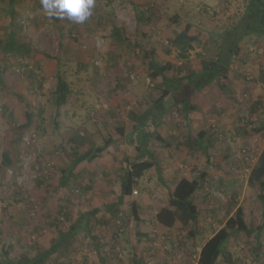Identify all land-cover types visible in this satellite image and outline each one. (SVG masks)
I'll use <instances>...</instances> for the list:
<instances>
[{"label": "rangeland", "instance_id": "obj_1", "mask_svg": "<svg viewBox=\"0 0 264 264\" xmlns=\"http://www.w3.org/2000/svg\"><path fill=\"white\" fill-rule=\"evenodd\" d=\"M184 1L187 3L182 4ZM223 1L233 0H94L91 15L83 23L73 25L71 22L67 27L71 30L78 27L81 33L78 43L67 40L61 46L54 19L43 9L41 0H22V34L34 49L53 58L61 56L67 64L65 70L73 94L61 108L56 124L58 110L54 101L51 102L57 84L55 61L41 55H33L28 60L0 56V68L6 72L4 79L11 90L21 93L25 102L29 101L34 108H41L44 117L37 129L36 142L27 146L23 139L36 129L22 128L25 123L23 103L0 90V251H10L12 258L24 254L33 256L38 247H49L59 237V231L68 232L82 212L97 207L101 212L93 222L90 235L76 234L69 241V256L49 264H101L100 259L105 264H134L133 253L149 255L150 242L155 243L152 246L156 248V254L152 256L160 258L158 264L160 261L163 264H197L199 248L225 225L234 209L244 206L247 224L264 227L260 189L248 183L249 171L264 147V124H254L255 117L264 120L262 42H245L246 52L242 48V54L234 61L236 65L233 63L229 73L232 86L235 81L239 84L235 95L238 102L251 110L246 115L242 111L231 115L236 116V127H224L221 136L213 128L215 123L219 131L223 128L218 126V119L212 117L213 111L205 116L204 129L214 141L207 140L203 147L181 138L183 106L180 105H174L164 118L171 135L168 144L155 139L152 133L157 132V123L147 114L158 107L144 110L159 98L167 87L164 84L167 80L148 78L143 52L138 53V49L125 51L110 37V14L113 13L117 24L126 29L132 41L145 49L157 48V59L161 63L169 61L177 65L178 71L168 74L169 78L180 75L184 78L189 71H198L201 67L197 56L200 46L190 53L187 61L179 59L175 50L168 54L174 32L182 30L186 24L183 20H186L193 25L191 34L199 40L207 38V33L220 31L222 34L240 17L243 4L249 0H235L226 11L221 6ZM137 4L153 16L146 25L138 21ZM7 6L8 0H0V39L3 40L9 32V21L2 17ZM206 6L208 12H204ZM176 11L186 16L178 25L170 22ZM205 55L209 59L212 54L208 51ZM29 68L34 69L39 80L46 78L44 97L36 95L28 82ZM212 90V86L206 90L208 97L200 103H212ZM222 92L219 93L224 95ZM225 102L230 100L226 98ZM97 105L100 109L94 115L92 108ZM164 105L167 107L166 103ZM199 107L203 109L202 105ZM90 111L92 117L87 121L79 120L87 113L90 115ZM140 118L145 119L144 122H139ZM120 128H123V134L118 131ZM258 129H262L261 132ZM140 130L144 132L143 137ZM151 135L153 138L148 142L145 138L149 139ZM109 139L114 144L103 155L73 168L76 158ZM139 145L143 150L147 147L150 152L152 150L158 167L146 172L134 188L137 194L133 193L112 211L104 209V204H119L121 177L125 169L133 165ZM4 154L12 158L9 167L3 163ZM47 166L52 170L49 167L46 174ZM203 173L207 175L204 180ZM43 174L46 175L44 180ZM66 176H69V186H63L62 179ZM160 177L163 181L168 180L167 190L163 189ZM181 178L196 179L201 183V189L194 197L200 210L196 229L178 223L172 229L160 231L157 213L168 206L171 192ZM133 203L139 206L138 222L133 217ZM61 206L67 208L70 218L57 211ZM60 214L61 221L58 222L56 217ZM261 232L262 245L257 243L254 234L241 233L234 237L228 245V257L221 263L264 264V229Z\"/></svg>", "mask_w": 264, "mask_h": 264}, {"label": "trees", "instance_id": "obj_2", "mask_svg": "<svg viewBox=\"0 0 264 264\" xmlns=\"http://www.w3.org/2000/svg\"><path fill=\"white\" fill-rule=\"evenodd\" d=\"M186 1L182 2L184 4ZM187 3V2H186ZM232 3L229 5L231 6ZM243 11L239 14L240 17L231 23L228 27L224 29V32L220 34L217 38L215 36H208L207 38H212V41L215 43L216 50L213 58L207 59L202 53H198L197 56L200 60V69L198 71H189L185 77H168V74L175 73L178 71L177 65L172 62L161 63L157 59V48L151 47L150 49H145L137 41H132L128 36L126 29L119 26L115 19L113 18V13L110 14L111 18V40L117 46H120L125 51H135L143 52V59L145 67L147 68V76L152 81H158L163 79L164 84L167 87L164 88L162 94L157 98L153 104L146 110L148 111L153 106L158 107V110L148 111L147 116L150 117L152 122L157 123V128L159 120L161 123L164 119V114L166 106L165 103L170 105L173 108L175 105L183 106L185 111H189L188 104L191 103L192 98L196 93L203 91L208 86L215 84L216 82H225L229 77L231 66L234 60H236L243 52L242 46L248 44L252 41H260L264 46V0H249L245 1L243 4ZM136 15L138 21L141 24H148L152 20L153 16L148 14L145 8L141 4L135 5ZM209 7L204 8V12H208ZM239 10H242L241 7ZM216 12V11H214ZM22 0H8V6L4 10L2 17L5 20H8V36L6 39H0V56H16L20 60H28L33 55H41L43 58L55 61L56 63V88L55 91L51 94V102L54 101V105L57 108V116L55 121L56 124L59 122V113L62 107H64L69 100V97L73 94L72 85L69 81L68 71L65 70L67 64L62 60L61 56L53 58L47 54H44L31 46L30 41L22 34L24 25L22 24ZM181 13L176 11V14L170 18V22L174 25H178L179 21L182 19ZM186 15V13L184 14ZM54 19V23L57 26V36L61 46L67 42L78 43L79 37L81 35L77 29L74 27L72 30L68 29V25L73 22L66 17L54 16L51 17ZM106 18V17H105ZM64 19L66 21H64ZM186 22L185 27L180 31L174 32V37L171 40V49L167 51L168 54H171V50H175L178 53V58L182 61L188 60L190 53L198 46L201 45V41L198 37L191 34L193 29L192 23L189 21L183 20ZM63 22H65L64 26ZM62 24V25H61ZM101 22H99V25ZM73 25H77L76 22ZM64 26V27H61ZM96 31V30H95ZM145 34H142L145 37ZM204 34V33H203ZM92 36V33L89 37ZM140 42V41H139ZM142 44V43H141ZM246 52V48H244ZM97 68V67H96ZM5 71H1L0 68V90H5V92L13 95V99L24 105V118L25 123L22 128H33L36 129L34 132L38 135V128L41 126L40 120H42L43 114L42 109L34 108L33 105L27 101L25 102L24 96L17 92L12 91L10 86L4 79ZM28 82L31 84L33 91L38 96H43L44 91V82L46 78L39 80L37 78V73L34 69L28 70ZM77 74V73H75ZM79 74V73H78ZM98 106V105H97ZM96 107L92 108V113L95 115L98 113ZM171 108V109H172ZM188 108V109H187ZM38 109V110H37ZM171 111V110H170ZM151 112H154L152 114ZM85 118L79 119L80 121H87L91 115L87 113L84 115ZM163 116V118H162ZM46 119V115H45ZM140 120V121H139ZM139 122H144L145 119L140 118ZM22 130V129H20ZM120 134H123V128L118 129ZM143 137V130H140ZM258 131L261 132L260 129ZM31 133V134H32ZM152 135L160 143H165L158 132H155ZM150 136L149 139L145 138L150 142V139L153 136ZM204 136L201 133L198 138H195V144H201V139ZM24 140V139H23ZM37 140V139H36ZM141 141H143L141 139ZM25 143V142H24ZM114 144L113 140H107L101 146H93L92 150L76 158L73 168L75 169L78 165L83 162H93L103 155V153ZM138 158L133 161V165L129 168H126L124 174L121 177V196L119 197V204H104L103 208L106 210H114L116 207H119L123 204L124 200L128 197H131L133 194L134 188L139 185V181L143 179L146 172L153 169L156 166L155 157L150 152L148 147L146 149H141L140 145L137 147ZM147 157V159H144ZM3 163L6 167L11 166L12 158L8 154L3 155ZM47 166L46 174L48 172ZM52 170V167H51ZM201 175L203 180L207 175ZM50 173H48V176ZM43 174L42 180L45 179ZM69 176L63 177L62 181L65 183L63 186H69L68 181ZM66 179V180H64ZM44 182V181H43ZM63 183V184H64ZM248 183L250 186H258L260 189L259 198L264 203V148L258 157L256 164L252 168ZM201 189V183L196 179L181 178L175 184L174 189L171 192L169 204L167 207L160 209L156 216V221L160 231L172 229L176 224L181 223L183 226H191L192 229H196V225L199 218V210L197 205L194 202V197L196 193ZM57 211L62 212V216L65 218H70L67 216L68 210L66 207H58ZM101 212V208L97 207L88 211L82 212L77 220L71 224V228L68 232L59 231V237L52 242V244L47 248L38 247L36 253L33 256H28L27 254L21 255L19 257L12 258L10 251H0V264H49L51 261L56 263L69 256L70 254V245L69 241L75 237L79 232H85L90 235L92 231L93 222L95 221L96 216ZM133 217L136 222L140 220L139 206L136 203L132 205ZM61 214L58 215V222H60ZM69 215V214H68ZM262 227L256 229L250 228L245 222V213L242 207L236 209L234 216L229 218L222 229H220L216 234L210 238L205 245L202 247L197 264H218L220 260L225 259L228 255V245L231 239L236 237L241 233L252 235L256 232V239L259 240L261 237ZM3 252V253H2ZM3 255H2V254ZM103 260V259H102ZM104 262V261H103ZM105 264V262H104Z\"/></svg>", "mask_w": 264, "mask_h": 264}, {"label": "crops", "instance_id": "obj_3", "mask_svg": "<svg viewBox=\"0 0 264 264\" xmlns=\"http://www.w3.org/2000/svg\"><path fill=\"white\" fill-rule=\"evenodd\" d=\"M231 3H235V0H233V1H223V2H221V6H222V8L223 9H225V11L227 10V9H229V8H231V6H229ZM227 15H229V13L227 14ZM204 34H206L205 32H203ZM216 34H217V36H219V34H220V31L219 32H217V33H214L213 32V34H210V33H207L206 35L207 36H216ZM210 36V37H211ZM220 37V36H219ZM201 45L202 46H200L198 49H199V53H202V55L203 56H205L206 58H207V56L205 55V52H210L212 55L210 56V58H213L214 56V54H215V50H216V46H215V43L212 41V38H205L202 42H201ZM203 47V48H202ZM242 48H244L243 46H242ZM264 48V47H263ZM235 61V60H234ZM234 61H233V63H234ZM233 63H232V66H231V68H233ZM236 64L234 63V66H235ZM232 79L230 78V77H228L227 78V80H225V82H220V83H218V82H216L215 84H212L211 86H212V96H213V101H212V103L210 104V103H208V104H205L204 105V103H200L201 101L200 100H202V99H204L205 98V96L206 97H208L207 96V94L209 93L208 91L206 92V90L207 89H210V87L211 86H208L207 88H205L203 91H201V92H199V93H196L195 94V96L192 98V100H191V103H189L188 104V108H189V111H185L184 109H183V111H182V116H181V119H182V121H183V123H182V126H181V130H182V133H181V130H179V135H180V133H181V138H183V137H185L187 140H190L192 143H195L194 141V139L195 138H198V136L201 134V133H203L204 134V136L202 137V139H201V144H202V146L204 147V144L206 143V141L208 140V142L211 140V141H214V140H212L213 138L211 137V139H210V134H209V132L208 131H206V129H204V124H205V121H204V118H205V116L207 117L208 116V114L209 113H211L212 111H213V113H211V115H212V117H216L218 120V122L219 123H217L218 124V126L219 127H223L222 128V130H220L219 131V129H218V131L219 132H223L225 129H224V127L226 128V129H229L231 126H234V127H236L235 126V118H236V116H231V115H233V114H235V113H238L239 111H242V114H248L249 113V111L251 110V108L248 106V107H246V105L245 104H241V103H239L238 102V100H237V97L235 96L236 94H237V89H236V85H239L238 84V82L237 81H235L234 83H235V86H232ZM223 91V92H222ZM219 92H222L224 95H222L221 93H219ZM196 97H197V99H196ZM226 98H228L229 100H230V102H225V100H226ZM196 101V102H195ZM220 101H224V103H222V102H220ZM229 103V104H228ZM203 106V109L201 108V107H199V106ZM172 107H170V105H168L166 108H165V111L166 112H164V114L162 113V115H164V117H166L167 116V114H169L171 111H172V109H171ZM187 108V109H188ZM170 109H171V111H170ZM170 111V112H169ZM200 111V112H199ZM198 112V113H197ZM197 113V114H196ZM222 115H225L224 117H222ZM259 116V115H258ZM255 117V116H254ZM253 117V118H254ZM162 118H163V116H162ZM201 118H202V120H201ZM260 118V119H259ZM162 123H161V120H159L158 122H159V124H158V128H157V132L159 133V136L161 137V139L165 142V144L167 145L168 143V140H170V138H171V135H170V130H169V128L167 129L166 128V126H165V124H164V121H165V119H162ZM216 121V122H217ZM228 122H232L233 124L232 125H230V124H228ZM254 124H258L259 126L261 125V124H264V120H262L261 121V117H255L254 118ZM201 124V127L199 128L198 126ZM199 128V130H197L199 133H197V131L195 130V129H198L197 127ZM234 127L232 128V130H233V132L235 131V129H234ZM169 130V131H168ZM260 130H262V129H260ZM174 132V131H173ZM197 134V135H196ZM178 135V136H179ZM176 136V135H175ZM211 136H212V134H211ZM158 141V140H157ZM158 142H160V141H158ZM137 144L138 143H136V145L135 146H137ZM198 145V144H197ZM231 143H229L228 142V147H231ZM206 147V146H205ZM264 148V147H263ZM263 150V149H262ZM106 152V151H105ZM104 152V153H105ZM151 152H152V150H151ZM205 153H207V151L205 150L204 151ZM103 153V154H104ZM209 155V154H208ZM138 158V156H135V159H137ZM134 159V160H135ZM144 159H147V158H144ZM155 163H156V166L154 167V168H157L158 166H157V161L155 160ZM204 174V173H203ZM160 179H161V177H160ZM161 181H163V179H161ZM162 185H163V189H165V190H167V187L169 188V186H168V180L167 179H165V181H163L162 182ZM198 207V206H197ZM163 208V207H162ZM161 208V209H162ZM243 208V210H244V213H245V217H246V215H247V211H246V209L244 208V206L242 207ZM237 209V208H236ZM236 209H234V211H233V213L229 216V218H231L233 215H234V213H235V211H236ZM198 210H199V207H198ZM199 213H200V210H199ZM158 214V213H157ZM200 216V215H199ZM199 219V218H198ZM199 221V220H198ZM245 222H246V224H247V220H246V218H245ZM226 224V223H225ZM248 226H249V224H247ZM263 225H261V226H259V227H262ZM224 227V225L222 226V227H220L219 228V230L220 229H222ZM250 228H254V229H256L257 227H254V226H249ZM262 229H264V227H262ZM219 230H217L216 231V233L219 231ZM216 233H214V234H216ZM213 234V235H214ZM212 235V236H213ZM212 236L210 237V238H212ZM253 236H255V238H256V232L254 233V235ZM209 238V239H210ZM208 239V240H209ZM207 240V241H208ZM232 240V239H231ZM257 240V243L258 244H260V245H262V232H261V237L259 238V240L258 239H256ZM206 241V242H207ZM205 242V243H206ZM205 243L199 248V252H198V254L196 255L197 257L199 256V253H200V251H201V249H202V247L205 245ZM153 244H155L154 242H150V246L148 247V250H149V255H146V253H142V254H139V255H136L135 253H133V257H134V259H133V261H134V264H142L141 263V261H140V259L138 258V257H140L141 259H142V261H143V264H158V261L160 260V258L158 257V256H156V255H154V256H152V254H156L155 253V251H156V248L155 247H153L152 245ZM134 246H136V245H134ZM156 246V245H155ZM227 255H228V253H227ZM136 256H137V259H136ZM228 257V256H227ZM137 260V261H136ZM223 261V259L222 260H220L219 261V263L218 264H222L221 262ZM161 262V264H163V262L162 261H160ZM100 263L101 264H104V262H103V260L102 259H100Z\"/></svg>", "mask_w": 264, "mask_h": 264}, {"label": "clouds", "instance_id": "obj_4", "mask_svg": "<svg viewBox=\"0 0 264 264\" xmlns=\"http://www.w3.org/2000/svg\"><path fill=\"white\" fill-rule=\"evenodd\" d=\"M43 9L50 17L60 16L83 23L90 15L94 0H41Z\"/></svg>", "mask_w": 264, "mask_h": 264}, {"label": "built area", "instance_id": "obj_5", "mask_svg": "<svg viewBox=\"0 0 264 264\" xmlns=\"http://www.w3.org/2000/svg\"><path fill=\"white\" fill-rule=\"evenodd\" d=\"M135 76H132V79H134ZM100 109L99 106H97L96 110L98 111ZM213 128H214V131H216V133L218 134V136H221V132L218 131V128H217V125L215 123V125H213ZM220 134V135H219ZM36 138H37V135L35 133H32L31 135H29L27 138L24 139L25 141V144L27 146H32L34 145V143L36 142ZM244 153H247L245 150H244ZM251 171H249V174H250ZM134 194H137L138 191H133ZM198 259V257H196Z\"/></svg>", "mask_w": 264, "mask_h": 264}]
</instances>
